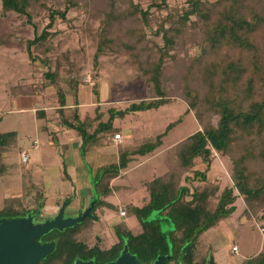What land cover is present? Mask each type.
Instances as JSON below:
<instances>
[{
  "label": "trees",
  "instance_id": "obj_1",
  "mask_svg": "<svg viewBox=\"0 0 264 264\" xmlns=\"http://www.w3.org/2000/svg\"><path fill=\"white\" fill-rule=\"evenodd\" d=\"M186 2L179 12V9L173 11L168 7V0H154L151 5H156L159 11L168 9L164 17L160 13L156 15L151 8L134 3V0H1L0 46L24 43L32 59H36L34 49L42 47L48 40L57 18L66 20L72 8L91 6L106 17L98 40L97 55L110 49L115 41L112 34L115 22L133 14H139L146 24L151 19L157 22L154 33L159 40L148 36L140 27L127 32L135 42L131 43V47L136 61L139 56L135 50L137 44L142 43L143 49L156 53L151 54L152 59H138L139 64H146L144 70L153 82L155 98L133 102L117 112L111 110L113 112L109 119L99 120L93 128L95 118H82L78 110L72 116L65 114L66 95L59 87L61 122L81 136L83 158L88 153L89 144L97 142L105 133L117 130L114 112L125 115L130 111L159 109L169 103L170 95L165 85L169 62H175L180 68L177 72L184 74L183 93L201 125L200 129L165 151V172L145 182L149 193L146 203L142 206L134 203L126 205L127 216L138 217L140 231L134 232L127 220L121 219L112 226L117 240L110 246L99 242L96 233L99 225L96 224L99 219L97 211L119 208L118 203L108 200L113 194V187L106 185L100 191L97 189V201L91 213L82 221L63 230H50L51 237L48 239H44L45 234L38 238L54 244L43 264H74L77 259H92L94 264H105L116 260L125 244L141 264H152L159 255L164 254L169 255L167 264L214 263V259H196V241L234 208L237 197L235 187L240 189L253 211L264 207V181L251 170L254 162L263 164L260 156L264 155V0ZM43 14L47 15L49 21L41 31H37L36 18ZM176 16L177 19L173 21ZM17 18L21 19V23H27V27L29 24V27L32 25L35 28L32 38L24 42L14 39ZM186 27L197 31L199 52L194 57L180 59L175 49ZM46 78L48 85L55 83V72L46 73ZM43 113L38 110L37 116L41 118ZM213 113L218 117L216 123L211 117ZM100 116L97 114V117ZM18 140L17 131H0V176L8 169L3 156L5 152L18 147ZM160 141L152 140L133 150L120 149L118 161L99 165L97 170L102 176L108 172H113L110 178L119 176L121 170L132 162L133 154L152 153ZM256 141L262 145L258 151L253 149ZM214 151L233 158L235 185L221 189L219 182L210 180ZM99 183V180L94 183L96 188ZM30 188L32 190L29 191L36 190L34 186L30 185ZM39 208L26 206L22 196L8 197L0 210V220L26 217ZM154 211L158 216L149 218ZM163 221L173 223L174 227L168 233L162 229ZM92 235L97 238L95 242ZM255 258L253 264L264 263V247Z\"/></svg>",
  "mask_w": 264,
  "mask_h": 264
},
{
  "label": "rangeland",
  "instance_id": "obj_2",
  "mask_svg": "<svg viewBox=\"0 0 264 264\" xmlns=\"http://www.w3.org/2000/svg\"><path fill=\"white\" fill-rule=\"evenodd\" d=\"M153 1L134 0V3L151 8L156 15L160 13L165 17L168 9L159 11L156 5H151ZM186 4V0H168V7L173 11L179 9L181 12ZM176 19L177 16L173 21ZM36 20L37 31H41L49 21L45 14ZM15 21L18 25L14 33L15 40L24 42L34 36L35 28L32 25L29 27L28 24L27 27V23H21L20 18ZM105 23L106 17L94 7L72 8L66 20L57 18L44 45L34 49L36 59L29 57L24 43L0 46V131H17L19 136L18 149L5 152L3 156L8 169L0 176V210L8 197L22 196L26 206L33 209L40 207L33 215L45 221L53 219L69 199L65 216L81 218L88 213V207L91 209L97 201L98 190L106 185L113 187L109 200L118 203V210L122 207L127 209L126 205L132 203L142 206L149 195L145 182L166 170L165 151L201 128L195 111L184 96V74L177 72L180 68L175 62L168 63L165 77L169 103L159 109L130 111L125 115L115 113L126 109L133 102L156 97L153 82L144 70L146 64L138 63V59H152L151 54L156 53L143 49L142 43L137 44L135 50L139 56L136 61L131 47L133 37L127 32L140 27L148 36L156 37L154 31L157 22L151 19L146 24L139 14L115 22L112 26L115 41L110 49L97 55L98 40ZM185 31L180 35V44L175 49L180 59L194 57L199 52L197 31L191 27H186ZM156 39L159 40L158 37ZM48 72H55L56 75L55 83L50 85L46 78ZM59 87L66 95L65 114L72 116L78 110L82 118H95L93 128L99 120H108L115 111L114 126L117 130L107 132L97 142L89 144L84 158L80 148L81 136L76 130L62 128L58 111ZM38 110L44 112L41 118L36 116ZM97 114L101 116L97 117ZM211 117L216 123L217 114L213 113ZM117 133H121V140L115 139ZM76 138L80 143L73 142ZM156 139L161 141L152 153L133 154L132 161L150 162L149 156L161 151L152 159L155 164L147 163L140 167L131 181L122 173L124 169L114 178H110L113 172L102 176L97 170L99 165L118 161L120 149H137ZM65 144H68L69 149H65ZM261 147L257 141L253 144L254 151ZM23 150L28 153L29 161L21 160ZM213 155L210 180L219 182L221 189L235 185L233 158L216 151ZM75 157L82 159L87 166L93 185L100 181L97 188L96 185L78 188L74 168L76 164L72 161ZM260 159L263 164L254 162L251 170L264 181V155ZM64 160H67L66 165H63ZM68 173L71 178L67 177ZM30 185L36 190L29 191ZM234 194L237 197L230 213L198 237L195 249L197 260L214 259V263L208 264H253L256 255L264 247V207L255 212L246 203L238 187H235ZM84 197L86 208L81 206ZM157 216V211H154L149 218ZM126 218L134 232L141 230L138 217L132 215ZM113 220H116L115 217ZM161 226L167 233L174 227L168 221H163ZM96 233L99 242L105 246L117 240L111 226L99 224ZM44 237L48 239L51 234L47 232ZM96 240L95 235H92V241ZM233 245L238 246L237 252L232 250ZM45 259L47 256L41 260V264L46 262Z\"/></svg>",
  "mask_w": 264,
  "mask_h": 264
},
{
  "label": "water",
  "instance_id": "obj_3",
  "mask_svg": "<svg viewBox=\"0 0 264 264\" xmlns=\"http://www.w3.org/2000/svg\"><path fill=\"white\" fill-rule=\"evenodd\" d=\"M69 202L66 201L60 207L58 214L53 219L43 222H35L34 215L26 217L4 218L0 220V264H38L46 257L54 247L53 243L39 242L38 238L52 229L60 230L73 226L82 221L91 213L94 204L88 207V213L81 218L65 216V209ZM169 255H159L152 264H167ZM74 264H94L92 259H77ZM105 264H141L137 256L129 251L128 244H125L121 255L113 261Z\"/></svg>",
  "mask_w": 264,
  "mask_h": 264
},
{
  "label": "crops",
  "instance_id": "obj_4",
  "mask_svg": "<svg viewBox=\"0 0 264 264\" xmlns=\"http://www.w3.org/2000/svg\"><path fill=\"white\" fill-rule=\"evenodd\" d=\"M47 114H48V112H46ZM36 116H37V111H36ZM38 117V116H37ZM44 118V117H43ZM44 126V125H43ZM43 126H42V128H43ZM62 128H66V126L65 125H62ZM67 129V128H66ZM46 130H48V129H46ZM68 131V130H67ZM67 131H66V133H67ZM64 132V131H63ZM59 138V137H58ZM73 142H75V143H80V141L78 140V138H76L75 139V141H73ZM64 147H65V149H69V147H68V144H65V145H63ZM22 152H26V151H22ZM158 153L160 154L161 153V151L160 152H157V153H155V154H152L151 156H149V158H148V161H150V162H146L147 160H140L139 162H135L134 160L130 163V165L126 168V169H124V170H122V173L123 174H125V176L127 177L126 179L127 180H132L134 177H135V175H136V172L137 171H139L140 169V167H144V165H147V163H152V165L153 164H155V162L152 160V159H154V157H157V155H158ZM22 154L23 153H21V160H22ZM72 157V156H71ZM72 160V159H71ZM152 160V161H151ZM23 161V160H22ZM29 161V160H28ZM72 161H74L75 162V164H76V166L74 167L75 169H76V177H77V184H78V188H82V186H93V187H95V184L93 185V183H92V181L90 180V173H89V170L87 169V166H85L84 164H83V161H82V159H79V157L78 158H76L75 157V159L74 160H72ZM25 162V161H24ZM63 165H66V163H67V160H64L63 161ZM161 173L163 172V170H161L160 171ZM69 176V178H71L72 176H71V174L70 173H68L67 174V177ZM89 186V187H90ZM91 186V187H92ZM145 186V185H144ZM145 188H146V186H145ZM147 190V189H146ZM87 194L88 195H90V192L89 191H87ZM86 197V196H85ZM85 197H84V199H82L81 200V206H83V208H86L87 207V205H86V202H85ZM146 199H148V197H145V201H146ZM108 200H109V197H108ZM110 202H112V203H117V202H114V201H112V200H109ZM119 201H121V200H119ZM121 202H124V201H121ZM146 203V202H145ZM127 204V203H126ZM123 208V207H122ZM97 214H98V217H99V219H98V221L96 222V224H105V225H108V226H113V224L114 223H116V222H118V221H120L121 219H126L127 220V218L126 217H128L127 215L126 216H122L121 214H120V210H118V211H116V210H114V209H111V208H104V209H99L98 211H97ZM114 217H115V221L113 220L114 219ZM110 218L112 219V220H110ZM107 221H109V222H107ZM128 222V221H127ZM129 224V223H128ZM113 228V227H112ZM239 250V249H238Z\"/></svg>",
  "mask_w": 264,
  "mask_h": 264
},
{
  "label": "built area",
  "instance_id": "obj_5",
  "mask_svg": "<svg viewBox=\"0 0 264 264\" xmlns=\"http://www.w3.org/2000/svg\"><path fill=\"white\" fill-rule=\"evenodd\" d=\"M121 137H122L121 136V133H117L116 136H115V139L116 140H121ZM22 160L25 161V162L29 160V155H28L27 152H23V154H22ZM120 214L122 216H126L127 215V209L121 208L120 209ZM232 250L235 251V252H237L238 251V246L233 245Z\"/></svg>",
  "mask_w": 264,
  "mask_h": 264
},
{
  "label": "flooded vegetation",
  "instance_id": "obj_6",
  "mask_svg": "<svg viewBox=\"0 0 264 264\" xmlns=\"http://www.w3.org/2000/svg\"><path fill=\"white\" fill-rule=\"evenodd\" d=\"M59 212V211H58ZM58 214V213H57ZM56 214V215H57ZM56 217V216H55ZM34 221L35 222H43L42 220H39V219H37L35 216H34ZM39 242H43V243H47V242H44V241H42V240H38ZM38 264H39V262H38Z\"/></svg>",
  "mask_w": 264,
  "mask_h": 264
}]
</instances>
